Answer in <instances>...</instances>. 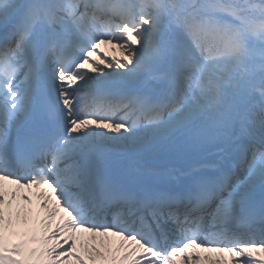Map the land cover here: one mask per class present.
I'll list each match as a JSON object with an SVG mask.
<instances>
[{"label": "snow or ice", "instance_id": "obj_1", "mask_svg": "<svg viewBox=\"0 0 264 264\" xmlns=\"http://www.w3.org/2000/svg\"><path fill=\"white\" fill-rule=\"evenodd\" d=\"M0 264H264V0H0Z\"/></svg>", "mask_w": 264, "mask_h": 264}, {"label": "rangeland", "instance_id": "obj_2", "mask_svg": "<svg viewBox=\"0 0 264 264\" xmlns=\"http://www.w3.org/2000/svg\"><path fill=\"white\" fill-rule=\"evenodd\" d=\"M99 57L100 58H103L104 60H106V58H105V56L103 55V54H101V53H99ZM97 59V56H96V58H95V60ZM109 60H111V59H109ZM107 61V60H106ZM101 66H103V65H101Z\"/></svg>", "mask_w": 264, "mask_h": 264}, {"label": "bare ground", "instance_id": "obj_3", "mask_svg": "<svg viewBox=\"0 0 264 264\" xmlns=\"http://www.w3.org/2000/svg\"><path fill=\"white\" fill-rule=\"evenodd\" d=\"M205 255H209V254H205ZM210 255H213L215 257L217 254L213 253V254H210Z\"/></svg>", "mask_w": 264, "mask_h": 264}]
</instances>
